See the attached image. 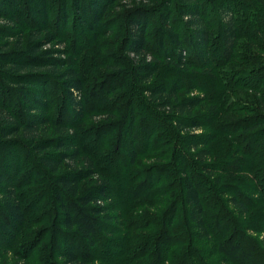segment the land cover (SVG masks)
<instances>
[{"label":"trees","instance_id":"1","mask_svg":"<svg viewBox=\"0 0 264 264\" xmlns=\"http://www.w3.org/2000/svg\"><path fill=\"white\" fill-rule=\"evenodd\" d=\"M2 1L8 4L11 9L19 11V0ZM31 1L34 5L31 12L32 18L38 19L39 16L41 22L43 20L45 22V17L49 12L47 0ZM64 1L65 4L61 8L59 7L58 11L59 22L62 25L67 24L70 19L66 10L67 0ZM114 2L115 0H73L72 9L75 11V19H78L83 27H86L90 22L94 29H98L104 19H107L108 7ZM175 2L179 7L177 11L178 23H173L171 20L175 15L172 0H160L158 2L161 4L160 7L150 13L156 18L159 30L154 53L148 43L151 19L148 11L135 9L125 17V29L121 31L123 42L118 52L126 55V58H118L119 65L114 59L116 64L108 66L113 67V74H122L119 71L122 69L120 65L126 67L129 73L126 76H121V84L114 85L113 88L106 91V97L101 100V109L95 114H91V117H102L104 121H108L110 117L114 119L117 117L120 127L126 128V131L122 132L127 136H111L110 142H113L111 147L115 151L112 155L110 152L107 154L102 152L109 147L106 144V138L99 139L96 143L97 151L93 160L84 158L83 166L86 168L84 172L75 169L77 161L81 158V153L73 142L77 137V128L87 117L90 118L83 108L84 83L87 79H103L102 73L100 70L94 73L90 65H85L84 71L80 72L76 66H68L65 60L55 59L52 55L64 56L63 47L67 40L57 41L55 36L41 27L44 26V23L40 26L37 25L39 29H31L30 21L27 22L26 27L16 28L10 42L6 40L0 46V60H2L0 69L8 85L15 86L17 98L11 97L14 92L10 89H7L8 93L4 88L3 92L0 91V244H4L9 249L6 251L8 253L21 251L20 255L25 256L24 264L30 256L34 257L35 253L32 251L31 245L35 244L36 240H31L28 243L30 246L26 245V252L14 247L28 219L27 210L24 208L26 199H23L24 195L21 192L22 181L18 178L21 169L17 170L24 162L21 159V163L17 161L18 152L19 158L26 156L31 162L37 158L31 168L32 171H30L33 175L31 179L36 178L35 174L40 175L43 172L54 178L55 201L52 203L51 210L48 211L52 215L58 212L60 220L56 221L60 222L59 225L57 224L60 228L54 226L51 232L53 234L50 233L52 238L45 237L52 244L53 257L59 259V264H95L98 260L109 264L111 262L112 264H212L216 261L217 264H264V251L258 242L248 236L246 232L248 229L252 231V228L258 229L259 227H252L246 222H242L248 216L249 211L257 207L254 205L250 208L255 202L258 203V200H247L244 196H239L238 192L236 193V186L228 183L220 186V191L218 190L220 194L231 191H234L235 195L237 194L233 198H229L228 203H222V200L213 196L205 200L199 187V181L207 185L210 178L216 185H220V180H222L221 183L224 181L221 172L224 165L221 162L206 164L213 156L219 157L225 153L231 157L243 155L236 161V164L234 162L230 165L232 168L228 172L232 175H235L236 171L248 169V166H251L248 162L253 155L258 153V141L253 134L264 126L262 121L264 116L252 120L253 123L238 122L239 125L236 126L237 124L234 123L236 114L227 113L224 115V113H220L223 99L216 93L213 97L207 98L209 93L204 90L207 93L206 97L191 96L179 99L178 94L182 89L177 85V81L186 78L193 62L198 60L200 68L210 64L208 56L211 52V37L204 22L206 5L200 8L197 0H175ZM253 2L259 6L258 10L261 11L264 25V10L262 11L264 0H253ZM153 4H156V0L153 1ZM237 6L239 7L236 4L234 9L231 7L225 9L220 5L216 7L220 16L218 22L220 62L224 64L232 60L238 45V35L241 33L235 22L239 10ZM10 17L8 16L7 19L11 20ZM180 22L183 26V34L190 43L189 51H187L188 46H185L180 35V30L176 27ZM248 30L251 33L245 37L250 42L244 44L243 49L251 50L252 46H256L253 45L256 39L261 45L259 54L264 56V32L258 27H255L253 31L250 28ZM109 35L110 33L106 34V36ZM0 36L2 37V35ZM52 43L61 48L58 53L53 49H47ZM11 45L12 51L10 52ZM186 54L189 55L188 58L184 56ZM106 68L108 67L104 66L103 69ZM164 72L174 74L175 82L173 84L167 85L164 78L159 76ZM248 73L245 72L238 78L247 79ZM203 74L214 80V77L207 71H203L198 76ZM258 82L260 88L264 87V81ZM121 88H125L124 91L130 93V96L134 89L142 93L139 105L149 111V120L144 123L139 121L131 98L124 102L125 114L123 117L121 114V117H118L119 113L112 114L113 112L105 109L108 107L109 97L116 91H120ZM58 90L61 92L62 98L60 100L61 108L54 114L56 116L54 122L57 124L54 131L57 135L55 140L47 142L38 140L40 134L43 131L46 133L49 125L53 123L51 122L53 121L51 106L54 104L55 92ZM259 91L260 89L254 93L259 94ZM207 101H211V103L206 108L205 114L194 116L195 111L201 105L206 107ZM14 102L16 103L14 104ZM257 102L260 106L259 111L264 113V98H259ZM103 105L106 107L103 108ZM65 110H68V113H65ZM63 114L65 115L63 116ZM165 114L167 117H172V122L175 124L176 134L168 130L171 133V142L167 140V137L164 138L154 131L163 127H157L159 122L156 121L163 115L167 120ZM20 120L23 122L20 123ZM137 123H140V132L145 131L140 140L138 139L139 134L135 135L134 133ZM114 125L100 128L99 135H103L102 132L110 135ZM202 125H211L215 127L214 131L201 137L189 134L185 136L188 131L197 130ZM233 128H238L241 133L249 135L243 141L246 142V145L248 143L251 145L233 148L227 144V147L217 149V145H222L224 139L227 142V136H232ZM154 133H156L155 139L151 137ZM12 138H16V140H10ZM133 138H135V142ZM123 143L127 144L126 149L123 148ZM135 143L136 145L142 143L145 149L153 143L154 148L165 147L170 149L169 153L174 151L172 163L175 182L172 181L171 185L175 186L180 195L177 201H180L181 208H172L165 215V224L162 227L156 224L160 223L156 216L146 214L144 211L147 209L156 211L157 209L158 212L164 202L156 198L166 196L169 188L154 192V186L149 180L152 182L153 179L157 180L160 177L156 175L160 168H154V166L146 172L147 174H143L146 181L136 187L135 184L133 186L134 172H132L133 176L129 173L131 169L135 168L138 159L139 153L132 148ZM50 150L52 152H49ZM190 151L192 154L188 155ZM215 151L216 153L212 155V152ZM156 152L153 150L150 153ZM122 155L126 159L123 173L126 174L129 171L130 177H126L124 189L120 194L127 196L128 200L130 199L128 204L122 202L121 198L119 200V194H113L115 191L113 176L105 173L103 167L100 166L101 161H112L113 158L119 159ZM151 155L156 162L162 159L156 154ZM11 162H13L12 165L9 164ZM63 166L71 167V170L62 173ZM191 166H197L199 170L196 167L191 170L189 168ZM88 178H94L92 187L82 194L79 193L80 183ZM29 180V183L33 181ZM161 180L162 177L157 182ZM258 184L264 190V172L259 178ZM175 205L176 202L173 206ZM260 206H258L259 210L254 212L255 218H261L263 215L261 220H264V206L263 208ZM176 209H181L182 220L174 224L180 219L178 210L177 215L174 213ZM139 212L143 215L138 216ZM215 220L224 222L219 225L210 223ZM53 225L52 222V228ZM187 226L191 228V232ZM146 229L150 232L153 231L154 234L142 238L132 235L133 232ZM261 231L264 232V230ZM195 239L198 243L201 242L199 245L202 246L201 249L194 248ZM50 243H48V249ZM117 245H122L118 252L109 254L107 247H117ZM151 245L154 251L158 250L159 254L150 252ZM112 258L115 259L111 261ZM203 258H206V261ZM40 260L43 264H56L52 261L48 263L46 258Z\"/></svg>","mask_w":264,"mask_h":264},{"label":"rangeland","instance_id":"2","mask_svg":"<svg viewBox=\"0 0 264 264\" xmlns=\"http://www.w3.org/2000/svg\"><path fill=\"white\" fill-rule=\"evenodd\" d=\"M153 1L155 0H115L112 5L108 7L107 11V19H104V21L101 23L100 27L97 29H94L93 25L88 22L86 27H83V24H80L78 22V19H75V15L72 6H73V0H67L66 1V10L67 14L70 16L69 21L67 24L62 25L60 20V15L58 14L59 7L61 8L62 5L65 4L64 0H47L48 2V14L45 17V22H41V19L39 16L38 19L32 18V7H34L33 2L31 0H19V11H16L14 9H11L8 7V4L4 3L2 0H0V46L4 44L6 40H9L10 42L12 38L14 37V33L16 31V28L19 27H26V23L30 21L31 23V29L37 28L42 23H44V26H41L45 28L52 36H55L57 41L61 40H67L66 44L63 47V53L64 56L61 57L59 54L52 55L57 60H65L67 62L68 66H76V68L82 72L84 71V66L90 65V68L94 73L96 71L100 70L102 73L101 76H103V79H90L86 80L84 83V98L82 99L84 102L83 108L87 113V117L85 121L82 123L80 127L77 128V137L75 141L73 142L76 147H78V150H80L81 158L79 161H77V164L75 165V169L86 171V168L83 166L84 164V158L92 159L93 156L97 151V141L99 139H105L106 138V144L109 145L108 148H105L102 150L104 154H107L110 152L114 153L113 147L111 145L113 142H110L111 136H127L126 133H123L126 131V128H121L118 124V119L110 117L108 121H104V119L91 117V114H95L96 111H99L101 109V100L106 97V91H108L109 88H113L114 85L121 84V76H126L129 71L126 67H120L119 71L122 73L120 75L113 74L112 68L108 65L116 64L114 59H116L118 65V58H126V55L124 56L121 52H118L120 50V45L122 46V33L125 29V22L124 19L128 15V13L134 11L135 9L148 11L150 18V30L148 32V43L151 50H153V53L156 51V39L157 35L159 33L156 18L153 17V10L158 9L160 7V3H158L160 0H156V4H153ZM174 2L173 4V11L175 15L172 16L171 20L173 23H178V17H177V11L179 7L175 4V0H172ZM199 2L200 8L206 5L205 10V18L204 22L206 26L209 29L210 33V55L208 56V60L210 61V66L205 67H198V60H195L193 62V65L189 67V71L186 75V78H182L179 81H177V85L181 87V91L179 92L178 96L179 99H185L189 97H206L208 92L207 98L213 97V95L216 93L219 96H222L223 99V106H220V113L229 114L234 113L237 115L236 121L234 122L238 126V122L241 123H253L252 120L258 119L260 116H264V113H261L262 111H259L260 106L258 105L257 100L259 98H264V87L260 88L259 82L264 81V56L260 55L259 52L261 51V45L259 41L256 39L254 40L251 50L249 51L243 49V45L250 42L247 37L249 36L251 32H248V28L253 31L255 27L261 28V30L264 32V25L262 23V14L261 11L258 10V7L253 0H197ZM236 4L239 5L238 7V13L236 15L235 22L237 26L240 28L241 33L238 35V45L235 49V54L232 58V60L229 63H221V55H220V46L218 45V26H219V13L217 12V6H224L225 9L228 7H231L234 9L236 7ZM6 5V6H5ZM264 8L262 9V11ZM38 13V11H37ZM81 14V13H80ZM8 16H11V20L7 19ZM74 23V24H73ZM39 25V26H37ZM176 25V24H175ZM157 26V27H156ZM177 29L180 30V35L182 36V39L185 43V46L188 48L187 51H189L190 43L187 41V37L185 34H183L182 31V24L181 22L176 25ZM110 30V31H108ZM110 33L109 36H106V34ZM13 35V37H12ZM13 45V44H12ZM12 45L11 50L12 51ZM47 49H53L55 51L61 50L59 46H56L55 43H52V45H49ZM248 52V53H246ZM186 58H188V54L184 55ZM15 58V56H14ZM17 60V59H16ZM128 60V59H127ZM2 62V60H0ZM114 63V64H113ZM104 66H107L108 68L103 69ZM203 71H207L209 75L214 77V80H211L206 75L198 76L200 73L202 74ZM8 72V71H6ZM245 72H249V76L247 79H239L238 76L242 75ZM195 73L196 75L194 76ZM3 72L0 69V91L3 92V88L12 90L14 93L11 94V97L16 98V91L15 86L8 85V83L3 78ZM247 74V75H248ZM115 75V76H113ZM161 78H164L166 84H173L175 79H173L174 74L173 73H161L159 75ZM112 77V78H111ZM3 78V79H2ZM262 84V83H261ZM264 84V82H263ZM194 86V88H192ZM27 88V87H26ZM259 94L254 93L255 91L259 90ZM125 88H121L120 91H116L113 93L109 99L108 107L106 105H103V108L108 110L109 112H113L112 114L119 113L118 117L124 116V106H125V100L128 98H131V101L134 105V111L136 115L139 117V121L141 123H144V121L150 119L149 111L144 109L141 105H139V101L142 97V93L137 91V89H134L130 93L124 91ZM206 90V92L204 91ZM8 93V92H7ZM56 93V99L54 100V104L51 106V113H52V124L49 125L48 130L43 131L42 134H40L38 140H43L45 142L55 140V128L57 127V124L55 121L56 116L54 115L57 110H60L61 108V92L58 90ZM10 98H8L9 100ZM17 99V98H16ZM10 101V100H9ZM16 102H14L15 104ZM211 101L206 102V107L201 105L196 111L195 115L201 116L204 115L206 112V108L210 106ZM37 106V105H35ZM37 108H39L37 106ZM102 108V109H103ZM20 110V108H19ZM40 110V109H39ZM21 111V110H20ZM66 111V112H65ZM65 113H68V110H65ZM35 113V112H34ZM121 114V115H120ZM65 114H63L64 116ZM167 117V114H165ZM62 116V117H63ZM22 123L23 121L20 120ZM263 124H264V117H263ZM159 125L154 131L158 133L159 135H162L164 138L167 137V140L171 142V133L168 130H171L173 134L175 131V124L172 122V117H167V120L165 116L160 119H158ZM115 124L112 127V133L107 134L106 132H102L103 135H99L100 128L111 126ZM222 124V123H221ZM234 124V125H235ZM121 128V129H120ZM142 128V127H141ZM154 128V127H152ZM215 127H212L211 125H202V127H199V129L194 131H188L187 134L192 135L194 137H201L203 135L210 134L212 131H214ZM121 130V131H120ZM123 131V132H122ZM231 132V131H230ZM135 135L139 134V140L142 139L143 134L145 131L140 132V123H137V126L134 130ZM156 133H154L151 137L156 138ZM47 134L48 136H46ZM176 134V133H175ZM232 136H227L226 139L227 142H225V139L223 140L224 143L222 145H217V149H222L224 147H227V144H229L233 148H238L241 146H250L251 144L248 143L246 145V142L243 140L245 138H248L249 135H245L244 133H241L240 129L233 128V132L231 133ZM253 134V133H250ZM109 135V136H108ZM255 139L258 141V148L255 155L251 158V160L248 162L251 166H248V169H243L236 171L235 175H232L228 171L231 170L232 166H230L232 163L239 160L243 155H235L233 157L225 154L220 155L219 157H212L210 158L209 162L207 161L206 164H211L217 162H221L224 166L221 169L222 175L224 176V181L221 183L222 180H220V185H216L215 182L210 178L208 181V184L205 185L203 182L199 181L200 184V190L202 193V196L205 200L210 197H216L218 200H222L226 203H228L229 198H233L235 195L234 191H231L230 193L220 194V186L224 184H231L233 186H236L237 190L236 193L239 196H244L245 198L252 199V200H258V203H254L250 206V208L254 205L257 207L252 208L249 211L248 216L244 221L247 224H249L252 227H259L252 228V231L249 229L246 231L248 236H250L252 239H255L261 249L264 251V232L261 230H264V220L263 215L261 218H255V211L259 210L258 206L263 208L264 206V190H262V187L259 183V178L264 172V126L261 128L260 131L255 132ZM104 136V138H103ZM154 136V137H153ZM126 138V137H125ZM114 139V138H112ZM132 139V138H131ZM135 138H133L134 141ZM137 139V140H138ZM152 139V140H154ZM10 140H16V138H12ZM221 141V142H223ZM135 142V141H134ZM248 142V141H247ZM153 144V143H152ZM152 144L149 145L148 148H143L142 143L139 145H136V143L133 145L134 151L138 152V159L136 161V165L134 169L130 170V175H132V172H134V178L132 179L133 186L141 185L143 181H146L144 179L145 173L149 171L152 166L159 167V173H157L158 177L157 180L153 179L154 181H150L152 183L151 185L154 186V192H158L159 190L169 188L168 192H166V196L163 195L160 197H157L156 199H159L160 201L164 202L162 206H160L159 211H153L148 210L144 211L146 214H151L153 216H156L160 223H156L159 225V227L163 226L165 224V215L168 214L169 211L175 208H181L179 206L180 201H177L180 197L177 189L175 186L171 185L172 181L175 182V179L173 177V163L172 160L174 159V151L172 153H169L170 149L167 148H154ZM211 144V143H210ZM245 144V145H244ZM116 145V144H115ZM159 145V143H158ZM120 146V145H119ZM122 146V145H121ZM255 147V146H254ZM123 148H127V144L123 143ZM186 148V147H185ZM29 149V147H28ZM117 149L120 151V149L117 147ZM138 149V150H137ZM156 150V153H150L151 151ZM49 152H52L50 150ZM215 152H212V155L215 154ZM151 154H156L162 159L158 162H156L153 159V156ZM192 154L191 151L188 153V155ZM18 158L17 161L21 163V160H23L24 163H21L20 167L17 168V170L20 171L18 178L20 181H22L21 186V192H23V199H26L24 208L27 210L28 219L26 221V226L24 230L22 231V234L18 237L14 247L21 249L22 251H25L26 245L30 246L28 243L31 242V240L35 241V244H32L31 247H33L34 251V257H29L26 261V264H43L40 262L41 258H46V261L49 263L50 261L56 262V264H59V259H55L54 251L52 250V244L48 241V238L45 236H48L49 239L52 238L50 236V233L54 229V226L56 228L60 224V222L57 223L56 220H60L58 212H55V215H52L49 209L52 208V203H54V178L52 175L48 173H40V175L35 174L36 178L31 179L32 175V167L35 163V158L32 162L31 160L27 159L26 156L24 158L20 156L19 158V152L17 154ZM21 159V160H20ZM119 160V161H118ZM126 159L123 157V155L118 158H113L112 161H101L100 166L103 167V171L105 173H109L113 176V185H114V193L113 194H119L118 198L122 200V202L128 204L130 199L128 200L127 196L123 195L121 196L120 192L124 189L125 186V179L128 177V172L125 174L123 173V165ZM10 165L13 164V162L9 163ZM8 164V166H9ZM98 165V164H97ZM228 165V168H227ZM238 165V164H237ZM87 166V165H85ZM198 166V165H197ZM197 166H191L189 167L191 170L197 168ZM244 168V165H242ZM241 166V168H242ZM12 167V166H10ZM99 167V166H98ZM240 168V166H237ZM68 170H71V167L63 166L61 172H67ZM199 170V168H197ZM226 172V173H225ZM99 173V172H98ZM147 174V173H146ZM231 174V175H230ZM163 175V176H162ZM130 177V176H129ZM162 177V180L157 182ZM30 179V180H29ZM143 179V180H142ZM33 180L31 183L28 182ZM171 180V181H170ZM28 182V183H27ZM94 183V178H88L83 180L80 183L79 193H84L87 189L92 187ZM173 187V188H172ZM264 187V186H263ZM157 190V191H156ZM219 190V191H218ZM153 192V193H154ZM236 194V195H237ZM235 195V196H236ZM155 196H157L155 194ZM165 196V197H164ZM163 197V198H162ZM244 199V198H243ZM242 199V200H243ZM176 202V205L173 206V204ZM116 207V206H115ZM178 210V217H180L179 221L174 222V224L180 222L182 219L181 217V209H176L174 211L175 215H177ZM49 212V213H48ZM142 216L143 213H138V216ZM52 216V217H51ZM77 221V220H76ZM54 223L53 228L51 227V223ZM224 221L215 220V222H210L211 224H223ZM56 223V224H55ZM154 223V222H153ZM58 224V225H57ZM85 226V225H83ZM188 227V230L191 232V228ZM132 233V232H131ZM53 234V233H51ZM154 232L138 230L137 232H133V236L137 237H147L152 236ZM6 241V240H5ZM196 244L194 248L201 249L202 246H199L201 242H197L195 239ZM48 243H50L49 249H48ZM122 245H117V247H110L108 249V253L111 252L117 253L118 250L121 248ZM115 249V251H114ZM9 249L5 247L4 244H0V264H24L23 258L25 256H21V251L18 252H6ZM16 251V250H15ZM36 251V252H35ZM155 252L156 254H159L158 250L154 251L153 247L151 245L150 252ZM26 252V251H25ZM24 252V253H25ZM44 252L46 253L44 255ZM3 253V254H2ZM26 254V253H25ZM51 256L49 257V255ZM116 258V257H115ZM115 258H112L114 260ZM212 258V257H211ZM213 259V258H212ZM40 260V261H39ZM204 261H206V258H203ZM40 262V263H39ZM212 263V264H217ZM95 264H109L107 262L103 261H96ZM112 264V262H111ZM121 264V263H117Z\"/></svg>","mask_w":264,"mask_h":264}]
</instances>
